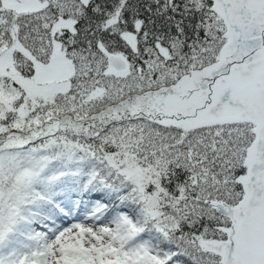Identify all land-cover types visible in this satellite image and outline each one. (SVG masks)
Segmentation results:
<instances>
[{
    "label": "snow or ice",
    "instance_id": "6c2138e0",
    "mask_svg": "<svg viewBox=\"0 0 264 264\" xmlns=\"http://www.w3.org/2000/svg\"><path fill=\"white\" fill-rule=\"evenodd\" d=\"M0 264H264V0H0Z\"/></svg>",
    "mask_w": 264,
    "mask_h": 264
},
{
    "label": "trees",
    "instance_id": "16d2710c",
    "mask_svg": "<svg viewBox=\"0 0 264 264\" xmlns=\"http://www.w3.org/2000/svg\"><path fill=\"white\" fill-rule=\"evenodd\" d=\"M58 197H65L66 199H71L73 201L74 206H79L81 208L87 209L89 208L95 200L104 199V194H100L97 192H83L78 190L75 187H64V188H56L54 189V199ZM59 203V200L57 199ZM81 217L83 213H80ZM79 222L72 219V217H68L63 221H58V223H68V222ZM33 228L37 230H41V226L39 223L33 224Z\"/></svg>",
    "mask_w": 264,
    "mask_h": 264
},
{
    "label": "rangeland",
    "instance_id": "374dc122",
    "mask_svg": "<svg viewBox=\"0 0 264 264\" xmlns=\"http://www.w3.org/2000/svg\"><path fill=\"white\" fill-rule=\"evenodd\" d=\"M97 193H99V192H97ZM100 194H103V193H100ZM54 197V196H53Z\"/></svg>",
    "mask_w": 264,
    "mask_h": 264
}]
</instances>
